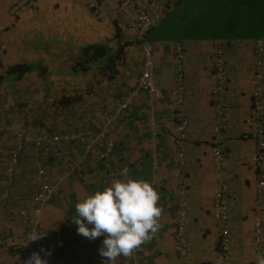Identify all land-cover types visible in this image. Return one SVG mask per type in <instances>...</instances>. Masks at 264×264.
Listing matches in <instances>:
<instances>
[{
    "label": "crops",
    "instance_id": "1",
    "mask_svg": "<svg viewBox=\"0 0 264 264\" xmlns=\"http://www.w3.org/2000/svg\"><path fill=\"white\" fill-rule=\"evenodd\" d=\"M119 1L34 0L24 5L22 0H0V264L27 261L17 248L25 234L20 214L30 210L41 191L40 162L56 188L42 214L46 236L39 248L46 252L47 264H109L99 254L105 237H83L72 218L79 200L122 179L125 167L131 178L155 186L164 212L153 239L130 259L120 256L116 264H183L176 251L177 201L183 179L189 203V264H214L221 232L213 218L218 185L214 132L221 116L214 75L220 64L227 71L224 98L230 113L225 131L229 264H256L253 223L260 178L251 126L256 116L252 79L257 61H264L257 52V39L211 42L179 39L167 28L152 30L144 41L153 48V75L162 92V98L156 99L138 87L143 43L117 26ZM93 3L99 5L102 17L91 10ZM178 44L185 48L181 64ZM121 46V61L110 67L107 58L115 57ZM102 51L104 56L99 55ZM219 51L223 62L218 60ZM180 87L189 119L183 163L173 151L179 121L174 99ZM132 94L133 106L88 153L80 135L97 134L110 112ZM65 133L79 136L71 142L49 143L46 157L38 159L37 137ZM19 135H24L25 150L10 174ZM8 237L14 245L5 243Z\"/></svg>",
    "mask_w": 264,
    "mask_h": 264
},
{
    "label": "built area",
    "instance_id": "2",
    "mask_svg": "<svg viewBox=\"0 0 264 264\" xmlns=\"http://www.w3.org/2000/svg\"><path fill=\"white\" fill-rule=\"evenodd\" d=\"M34 0H22L24 5H29ZM177 0H120L116 7V14L119 17V28L128 29L135 39L143 43V56L144 67L139 77V89L148 91L149 94L154 95L156 99L162 98V92L160 91L159 83L154 77V61H153V48L152 45L144 39L147 35L156 28L163 20L166 13L174 6ZM90 8L94 14L98 17H102V12L96 3H93ZM132 13L128 18L126 15ZM258 55H264V40H258L257 42ZM185 48L182 44H178L176 47L177 60L181 64L185 60ZM222 51H219V58L221 62ZM264 61L258 60L255 65L254 77L252 79V85L254 87V101L256 107V116L251 123L253 129V138L257 146V155L255 157L256 170L258 172L259 182V207L257 208L256 217L253 223L254 242L257 249V256L264 254V88L262 86L264 74ZM215 78L218 80V87L215 90V97L218 99V109L220 112L219 123L216 126L214 132L215 147L213 148V156L217 169L218 185L215 190L213 201V217L215 221L220 224L221 235L219 242V249L214 264H229L230 259V233L228 229L229 225V208H228V194L229 184L225 177V171L228 164L227 158V140L225 131L228 127L230 120V113L228 105L224 98V91L228 87V78L226 68L220 64L216 68ZM182 87L179 88V92L175 93L176 106L179 111V121L176 127V133L174 137V154L183 163L186 160V150L188 143V129L189 119L185 112V99L181 95ZM137 92V91H135ZM135 94L127 97L116 108H114L110 114L105 118L102 129L97 134H81V139L85 144L87 152H91L100 143L101 140L106 138L108 129L113 122L119 120L125 112H128L133 106V98ZM79 135L74 136L70 134H59L53 137L39 136L35 139L34 147L35 151L40 154V159L46 157L47 146L49 143L71 142L72 138H77ZM90 138V140H89ZM16 142V150L11 158V164L9 172H13L14 167L17 165L19 155L25 150L24 135H19ZM90 142H89V141ZM110 150L113 147V143L110 142ZM107 154L102 155V158H106ZM38 175L41 180V191L35 195L33 203H31L30 210L28 212H21L20 221L25 228V234L23 238L18 241L17 248L21 252L22 257L26 260L37 252L40 254L41 259L46 260V253L39 248V242L45 239V230L42 223V214L46 208L48 202L56 192V188L51 184V178L46 168L39 163ZM178 175L183 176V172L179 171ZM182 188L178 199V221H177V233H176V251L179 254L183 264H189V236H188V201L183 194L186 192L187 181L183 179ZM39 234L42 237L39 240L31 241L30 235ZM7 245H14L12 237L5 239Z\"/></svg>",
    "mask_w": 264,
    "mask_h": 264
},
{
    "label": "clouds",
    "instance_id": "3",
    "mask_svg": "<svg viewBox=\"0 0 264 264\" xmlns=\"http://www.w3.org/2000/svg\"><path fill=\"white\" fill-rule=\"evenodd\" d=\"M173 8L174 6L169 12ZM258 40L264 39H257L256 42ZM37 157L39 159L40 154L37 153ZM129 171L125 167L120 173L122 179H115L102 191L97 190L94 194L79 200L75 205V216L72 218V222L78 226V234L83 237L89 240H95L101 236L105 237L99 254L109 264H116L120 256L130 259L142 245L150 242L161 228L160 219L164 209L159 203V192L149 181L143 178H131ZM217 225L221 230L220 224L217 223ZM41 237L42 235L32 234L30 240L36 241ZM25 264H47V260L41 259L40 254L34 252ZM256 264H264V254L257 256V249Z\"/></svg>",
    "mask_w": 264,
    "mask_h": 264
},
{
    "label": "trees",
    "instance_id": "4",
    "mask_svg": "<svg viewBox=\"0 0 264 264\" xmlns=\"http://www.w3.org/2000/svg\"><path fill=\"white\" fill-rule=\"evenodd\" d=\"M183 1L177 0L174 5L176 9L168 11L155 29L161 27V31L167 28L179 39L196 37L211 42L231 37L264 39V0H188L182 6ZM173 14L174 19L169 20ZM188 27L193 30L190 34L194 35L187 34ZM103 51L99 53L100 56L105 55ZM122 52L121 46L115 57L107 58L110 59V67L116 66V60L121 61ZM9 169L10 165L8 172ZM15 169L16 166L9 173L13 174Z\"/></svg>",
    "mask_w": 264,
    "mask_h": 264
},
{
    "label": "rangeland",
    "instance_id": "5",
    "mask_svg": "<svg viewBox=\"0 0 264 264\" xmlns=\"http://www.w3.org/2000/svg\"><path fill=\"white\" fill-rule=\"evenodd\" d=\"M183 2H184V4H182V6H183V5L185 6L186 3L188 2V0H184ZM182 6H181V7H182ZM175 9H176V8H175V6H174V10H175ZM180 9H182V8H180ZM180 9H179V10H180ZM179 10H178V11H179ZM192 10H193V9H192ZM174 15H175V14H173L172 16H170L168 19H169V20H173V19H174ZM192 31H193V30H192L190 27H188L187 34H190ZM194 34H195V33L190 34V35H194ZM230 36H234V35H230ZM227 38H228V37H227ZM231 38H232V37H231Z\"/></svg>",
    "mask_w": 264,
    "mask_h": 264
}]
</instances>
